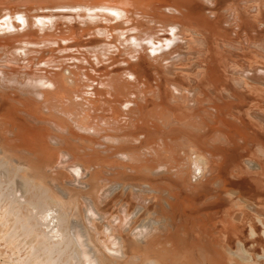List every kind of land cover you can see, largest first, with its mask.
<instances>
[{
  "label": "bare ground",
  "instance_id": "1",
  "mask_svg": "<svg viewBox=\"0 0 264 264\" xmlns=\"http://www.w3.org/2000/svg\"><path fill=\"white\" fill-rule=\"evenodd\" d=\"M0 259L264 264V0H0Z\"/></svg>",
  "mask_w": 264,
  "mask_h": 264
},
{
  "label": "rangeland",
  "instance_id": "2",
  "mask_svg": "<svg viewBox=\"0 0 264 264\" xmlns=\"http://www.w3.org/2000/svg\"><path fill=\"white\" fill-rule=\"evenodd\" d=\"M1 261H2V262H1ZM2 263H3V260L0 259V264H2Z\"/></svg>",
  "mask_w": 264,
  "mask_h": 264
}]
</instances>
